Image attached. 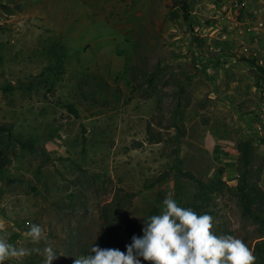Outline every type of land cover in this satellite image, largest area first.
I'll use <instances>...</instances> for the list:
<instances>
[{
    "label": "rangeland",
    "instance_id": "obj_1",
    "mask_svg": "<svg viewBox=\"0 0 264 264\" xmlns=\"http://www.w3.org/2000/svg\"><path fill=\"white\" fill-rule=\"evenodd\" d=\"M180 1L0 0V238L28 253L3 264L123 251L168 196L264 264V0H188L191 24ZM244 140L257 218L237 192ZM219 171L228 187L194 208L182 173Z\"/></svg>",
    "mask_w": 264,
    "mask_h": 264
},
{
    "label": "clouds",
    "instance_id": "obj_2",
    "mask_svg": "<svg viewBox=\"0 0 264 264\" xmlns=\"http://www.w3.org/2000/svg\"><path fill=\"white\" fill-rule=\"evenodd\" d=\"M211 229L209 214H198L168 196L158 214L142 219L140 234L131 236L125 250L93 244L90 253L75 257L73 264H254L256 257L242 240L217 236ZM28 237L39 242L42 227L30 224ZM43 253L45 264H52L59 255L51 245H46ZM26 254V249L0 238V264Z\"/></svg>",
    "mask_w": 264,
    "mask_h": 264
},
{
    "label": "trees",
    "instance_id": "obj_3",
    "mask_svg": "<svg viewBox=\"0 0 264 264\" xmlns=\"http://www.w3.org/2000/svg\"><path fill=\"white\" fill-rule=\"evenodd\" d=\"M177 6L180 7V9L183 12V16L185 21L188 24H191V18H192V6L187 1H180L177 3ZM247 61L255 64L256 62L254 60L247 59ZM257 68L260 69V71L264 72V67L257 65ZM19 143L22 144L23 147L29 148L28 142L19 140ZM253 143L250 140H244L239 145V151H240V160L242 163H244L245 166L248 165L250 155L253 150ZM1 154V151H0ZM184 177L192 179L196 183L197 192L194 196V201L192 206L196 209L203 208L205 204H207L213 194L215 193H221L227 188L226 181L221 177V171H219L214 177L210 178L208 181L202 180L195 176L192 173L189 172H183L182 173ZM247 168H245L243 171H241L240 175V183L237 188L238 194H240V201L242 203L243 210L246 214L252 217H256V212L253 211L252 205L257 201V196L254 191L249 188L247 184ZM130 219V218H129ZM124 222V229L127 230V226H131V229H134V223L130 220H125ZM129 221V222H128Z\"/></svg>",
    "mask_w": 264,
    "mask_h": 264
},
{
    "label": "built area",
    "instance_id": "obj_4",
    "mask_svg": "<svg viewBox=\"0 0 264 264\" xmlns=\"http://www.w3.org/2000/svg\"><path fill=\"white\" fill-rule=\"evenodd\" d=\"M244 3H241L240 0H223V6L225 11H229V12H234L235 10H237L238 8H240V6H242ZM262 25V23H261Z\"/></svg>",
    "mask_w": 264,
    "mask_h": 264
},
{
    "label": "crops",
    "instance_id": "obj_5",
    "mask_svg": "<svg viewBox=\"0 0 264 264\" xmlns=\"http://www.w3.org/2000/svg\"><path fill=\"white\" fill-rule=\"evenodd\" d=\"M185 1L189 2L188 0H185ZM247 1H250V0H247ZM191 19H192V18H191Z\"/></svg>",
    "mask_w": 264,
    "mask_h": 264
}]
</instances>
